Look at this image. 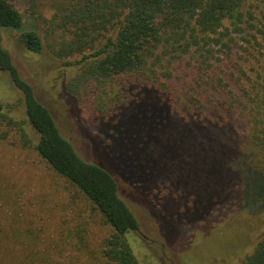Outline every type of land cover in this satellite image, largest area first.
Listing matches in <instances>:
<instances>
[{"label": "rangeland", "instance_id": "374dc122", "mask_svg": "<svg viewBox=\"0 0 264 264\" xmlns=\"http://www.w3.org/2000/svg\"><path fill=\"white\" fill-rule=\"evenodd\" d=\"M11 2L21 12L23 26L21 30L4 31L3 45L21 77L32 85L36 97L50 110L60 133L83 159L92 162L102 159L93 135L107 144L110 136L118 140L130 137L133 143L141 144L136 148L137 153L151 147L144 140L146 128L132 127L136 118L144 119L148 112L161 121L156 99L161 96L155 90L148 92V83L164 92L167 106L176 116L175 124L184 125L188 139L193 133L202 145H211L212 132L208 134L206 129L185 124L181 115L187 102L180 77L189 69L184 62L190 53L173 59L168 53L161 56L151 70L147 69L144 75L141 72L147 84L126 76L89 79L82 75L83 66L66 64L81 55L68 53L63 46L59 21L53 20L50 8L32 6L29 0ZM251 6L263 25L264 0H251ZM29 29L40 36L39 52L27 50L22 43L21 32ZM180 50L174 54L179 55ZM175 88L178 92L174 91L172 96L163 90ZM136 89V96L142 95L132 111L135 100L132 93ZM21 97L8 74L0 70L4 116L22 120L27 135L35 140L37 134L24 117ZM146 104H150L148 112L143 108ZM161 113L164 118L160 123H166L167 127L170 121L165 119V112ZM161 133L162 142H168H165L167 135ZM170 133L168 139L173 140ZM195 137H192L194 141ZM23 140L21 130L8 125L0 115V257H44L48 264H109L102 248L111 228L103 222L100 212L54 172L33 147L24 145ZM175 140L180 145L187 141L181 134ZM255 153L256 160L264 161L263 151L256 149ZM116 159L127 180L141 182L134 188L133 183L115 174L119 195L139 224L137 230L126 233V238L140 264H241L264 235V211L258 207H264V177L249 174L214 180L198 178L196 173H174L169 179L174 186L180 185V198L174 194L168 196L162 190L146 191L147 187L168 180L161 175V178L152 176L160 161L152 162L145 154L138 160L125 154ZM170 159L173 158L165 159L169 165ZM194 164L197 165L196 161ZM215 182L221 187L220 193H214ZM209 187L212 190L208 191ZM189 195L192 203L188 202ZM248 201L258 208L244 203Z\"/></svg>", "mask_w": 264, "mask_h": 264}, {"label": "trees", "instance_id": "16d2710c", "mask_svg": "<svg viewBox=\"0 0 264 264\" xmlns=\"http://www.w3.org/2000/svg\"><path fill=\"white\" fill-rule=\"evenodd\" d=\"M29 1L32 6L52 10L53 20L59 21L57 24L62 30L63 46L67 47L68 53L81 55L66 64L83 66L82 75L89 79L126 76L143 85L147 83L141 72L144 75L147 69L151 70L161 56L168 53L173 59L191 54L184 62L189 69L180 77L187 102L181 115L185 117V124L192 123L198 129H206L208 134L212 132L211 145H202L193 133L188 139L184 125L175 124L176 116L168 108L164 92L148 83L147 91L155 90L161 96L156 98L160 109L157 111L161 121L164 118L161 112L166 113L165 119L170 121L167 127L166 123L155 119L154 113L147 111L150 104H146L143 108L148 112L147 117L138 119L135 116L132 127L146 128L144 140L148 141L150 148L137 153L136 148L141 144L133 143L130 137L118 140L108 135L111 140L107 144L101 137L93 135L102 159L87 161L60 133L50 110L36 97L32 85L21 77L11 54L4 47L3 32L21 30L23 16L11 0H0V70L8 74L21 93L24 117L37 138L32 140L27 135L22 120L4 116L2 101L0 115L8 125L21 130L24 145L33 147L54 172L81 192L100 212L103 222L111 228L102 248L107 263L140 264L126 238V233L137 230L139 224L119 195L115 174L133 183L134 188L141 182L127 180L121 174L116 162L118 155L125 154L138 160L145 154L152 162L160 161L152 176H164L168 180L174 173H196L198 178L214 180L249 174L264 177V161L254 158L256 149L264 152V24L256 19L251 0ZM21 40L27 50H41V39L34 29L21 32ZM178 49H181V55L174 54ZM163 90L170 96L174 91L178 92L176 88ZM132 94L135 99L133 111L142 94L136 96L138 89ZM161 131L167 135L165 142H168H162L164 134ZM169 131L173 140L168 139ZM179 134L187 140L181 143L183 146L175 140ZM170 157L173 159L169 165L165 159ZM168 180L163 181L166 183L159 181L146 191L162 190L168 196L181 198L180 185L174 186L173 181ZM212 185L214 193L221 192L218 183ZM188 198L192 203V197L189 195ZM244 203L264 211L263 206H252L250 201ZM1 247L0 244V250ZM0 264L48 263L44 257L12 256L0 257ZM241 264H264V235Z\"/></svg>", "mask_w": 264, "mask_h": 264}]
</instances>
